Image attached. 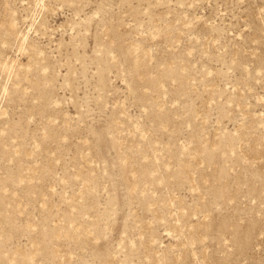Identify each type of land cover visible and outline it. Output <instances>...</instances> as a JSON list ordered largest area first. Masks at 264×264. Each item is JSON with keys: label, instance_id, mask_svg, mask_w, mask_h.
I'll use <instances>...</instances> for the list:
<instances>
[{"label": "rangeland", "instance_id": "rangeland-1", "mask_svg": "<svg viewBox=\"0 0 264 264\" xmlns=\"http://www.w3.org/2000/svg\"><path fill=\"white\" fill-rule=\"evenodd\" d=\"M0 264H264V0H0Z\"/></svg>", "mask_w": 264, "mask_h": 264}]
</instances>
